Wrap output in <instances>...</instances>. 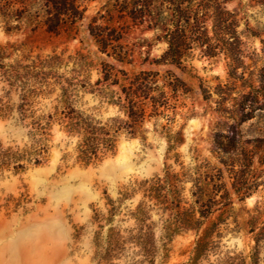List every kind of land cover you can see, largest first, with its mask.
<instances>
[{"label":"trees","instance_id":"1","mask_svg":"<svg viewBox=\"0 0 264 264\" xmlns=\"http://www.w3.org/2000/svg\"><path fill=\"white\" fill-rule=\"evenodd\" d=\"M96 1L0 0V27L7 34L58 35L78 31L87 20L85 29L98 51L124 65L132 66L135 52L146 47L144 64L152 45L163 43L150 61L158 68L115 71L105 63L92 81L91 62L80 51L41 55L22 44L0 46V118L26 137L22 146L0 148V171L16 175L43 164L55 132L62 135V160L88 166L114 154L123 138L145 141L151 123L166 142L163 168L122 186L115 198L105 196L103 206L93 209V258L100 264H169L173 238L194 231L188 257L178 264H264V232H246L248 249L224 242L240 234L229 232L235 230L224 219L199 232L215 210L231 206L232 194L243 200L249 189L242 174H229L228 185L223 170L209 162L181 161L182 133L174 124L189 88L173 70L159 69L183 70L197 56H224L230 70L242 66L244 40L264 44V0L250 4V13L246 5L229 9L232 0H107L86 16ZM132 30L152 35L128 47L124 40Z\"/></svg>","mask_w":264,"mask_h":264},{"label":"rangeland","instance_id":"2","mask_svg":"<svg viewBox=\"0 0 264 264\" xmlns=\"http://www.w3.org/2000/svg\"><path fill=\"white\" fill-rule=\"evenodd\" d=\"M106 1L90 3L86 16ZM255 1L232 0L228 8L246 5L250 13L249 5ZM81 24L76 32L58 35L44 30L7 34L0 27V46L22 44L41 55L80 51L91 62L92 81L105 63L114 65L115 71L158 68L150 61L160 55L163 43L152 45L144 64L146 47L140 54L135 52L132 66L124 65L100 53L85 29L87 20ZM151 35L132 30L124 44L132 47L139 38L150 39ZM244 41L243 65L233 70L224 56H197L183 70L159 67L173 70L189 88L180 99L184 106L178 109L174 124V130L181 129L182 133L178 148L181 161L186 165L209 162L223 170L228 185L233 181L227 178L229 174L243 175L249 195L238 200L232 194L231 206L225 211L215 210L199 231L211 221L224 219L235 230L229 232H240L236 237L228 235L224 242L229 246L236 243L239 249L249 247L246 232H264V44L257 38ZM109 113L111 109L103 111L104 116ZM147 127L145 141L123 138L114 154L88 166L62 160V135L55 132L43 164L16 175L0 171V264H100L93 258V209L103 206L105 196L115 198L122 186L149 178L163 168L165 139L152 131L151 123ZM25 140L21 128L0 118V148L22 146ZM195 238L194 231L176 235L170 243L169 264L185 261Z\"/></svg>","mask_w":264,"mask_h":264}]
</instances>
